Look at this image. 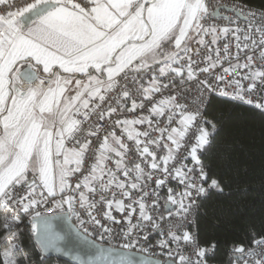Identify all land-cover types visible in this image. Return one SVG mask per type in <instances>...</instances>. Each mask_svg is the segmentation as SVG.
<instances>
[{
  "label": "snow or ice",
  "instance_id": "1",
  "mask_svg": "<svg viewBox=\"0 0 264 264\" xmlns=\"http://www.w3.org/2000/svg\"><path fill=\"white\" fill-rule=\"evenodd\" d=\"M212 98L264 118V0H0V264H264L201 236L264 189Z\"/></svg>",
  "mask_w": 264,
  "mask_h": 264
},
{
  "label": "trees",
  "instance_id": "2",
  "mask_svg": "<svg viewBox=\"0 0 264 264\" xmlns=\"http://www.w3.org/2000/svg\"><path fill=\"white\" fill-rule=\"evenodd\" d=\"M257 5L260 0H256ZM208 110L217 115H223L229 121V127L221 132L217 137V146H219L224 138L231 139L233 137L242 138L246 143L254 142L256 147L253 150L256 158L255 166L252 170L253 176L260 174V136L262 128V119L258 113L247 107H238L219 98H212L208 105ZM210 162L215 165L223 164V161L217 159L215 152L210 154ZM233 199L242 203H251L254 210L245 209L231 215V219H212L209 222L201 219L200 230L202 237H215L221 241L220 249L223 251V242L231 240H239L249 227H255L257 230L264 227V189L257 183L253 186V190L246 195L235 193ZM219 216V214H218ZM50 264H71L65 260L52 258Z\"/></svg>",
  "mask_w": 264,
  "mask_h": 264
},
{
  "label": "water",
  "instance_id": "3",
  "mask_svg": "<svg viewBox=\"0 0 264 264\" xmlns=\"http://www.w3.org/2000/svg\"><path fill=\"white\" fill-rule=\"evenodd\" d=\"M53 258L60 259V260H65V261H67V262H69V263H71V264H74V262H72V261H71L69 258H67V257H59V258H57V257L53 256Z\"/></svg>",
  "mask_w": 264,
  "mask_h": 264
},
{
  "label": "built area",
  "instance_id": "4",
  "mask_svg": "<svg viewBox=\"0 0 264 264\" xmlns=\"http://www.w3.org/2000/svg\"><path fill=\"white\" fill-rule=\"evenodd\" d=\"M207 99V98H206Z\"/></svg>",
  "mask_w": 264,
  "mask_h": 264
}]
</instances>
